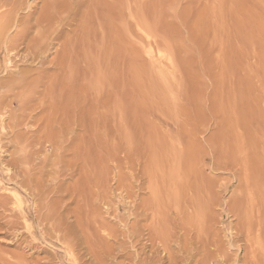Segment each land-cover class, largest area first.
Segmentation results:
<instances>
[{
  "label": "rangeland",
  "instance_id": "1",
  "mask_svg": "<svg viewBox=\"0 0 264 264\" xmlns=\"http://www.w3.org/2000/svg\"><path fill=\"white\" fill-rule=\"evenodd\" d=\"M68 1L71 14L61 11L40 55L21 46L10 65L0 56L11 113H22L18 78L41 81L29 104L35 123L0 131V264H129L155 249L168 264L148 236L195 244L202 234L219 260L245 261L237 206L254 198L248 214L264 230V0ZM45 2L30 1L37 16ZM232 233L242 239L235 246Z\"/></svg>",
  "mask_w": 264,
  "mask_h": 264
},
{
  "label": "bare ground",
  "instance_id": "2",
  "mask_svg": "<svg viewBox=\"0 0 264 264\" xmlns=\"http://www.w3.org/2000/svg\"><path fill=\"white\" fill-rule=\"evenodd\" d=\"M18 0H16V2H13V1H10V0H0V56L3 54L4 55V59H3V61L5 60V61H7L6 63H7V65H10V63H11V61H12V59H11V55H13L14 53H17V54H19L20 53V51H22L23 49L21 48L20 49V47L21 46H24L25 47V50H32V51H35V50H37V52L36 53H32V55L34 56V57H37L36 56V54H39L40 52L39 51H41L42 50V46L45 44V42H47L48 41V39H50L51 38V36L52 35H54V33H56L57 32V29L55 28V26H57V25H60L62 22H63V18H62V14L63 13H65V12H67L68 10L70 11V9L69 8H72L73 7V5H71V4H69V1L68 0H47V3L44 1V0H41V1H43V4H44V2L46 3L45 4V6L43 5V7L42 8H40V10H42V12L40 13V12H38V15H39V13H40V15L39 16H37L36 14H37V10L39 9V7L37 8V6H38V4L36 5V3L35 4H33V3H30V1L31 0H20V2H17ZM37 1V0H36ZM40 1V0H39ZM71 1V0H70ZM92 1V0H91ZM72 2V1H71ZM75 2H76V0H75ZM81 2V1H80ZM99 2V1H98ZM97 2V3H98ZM77 3V2H76ZM85 3V2H84ZM90 3V2H89ZM92 4V3H91ZM99 4H100V2H99ZM79 5H81V7L83 8V6H84V4H83V6H82V3L80 4L79 3ZM85 5H89V4H85ZM94 5V4H93ZM93 5H91L92 7H93ZM95 5H96V2H95ZM98 5V4H97ZM109 6L111 5V4H108ZM107 5V6H108ZM71 6V7H70ZM90 6V7H91ZM77 7H78V11H79V6L77 5ZM87 7H89V6H86L85 8L87 9ZM92 7H91V9H92ZM95 7V6H94ZM98 8H96V9H98L99 10V12L98 13H100V12H102V10L101 9H99V7H101V6H97ZM105 7V6H104ZM111 7V6H110ZM37 8V9H36ZM74 8V7H73ZM76 8V7H75ZM122 8V7H121ZM85 9V10H86ZM90 9V8H89ZM88 9V11H90ZM94 9V8H93ZM105 9V8H104ZM108 9H110V8H108ZM23 10H27L28 12H27V15L24 17H21V14H20V17H19V13H21ZM72 10V9H71ZM76 10V9H75ZM82 10V9H81ZM83 11V13L85 12H87V13H91V12H88V11ZM106 10V9H105ZM39 11V10H38ZM61 11L63 12V13H61ZM68 11V13H70ZM95 11H97V10H95ZM72 12V11H71ZM111 12V11H110ZM85 13H84V15H85ZM87 13H86V16H87ZM97 13V12H96ZM95 13V14H96ZM116 13V12H115ZM128 13H130V12H128ZM26 14V13H25ZM71 14V13H70ZM74 14V13H73ZM108 14V13H107ZM83 15V17H84V20H85V18H88L89 16H84ZM109 15V14H108ZM37 16V17H36ZM100 16V15H99ZM98 15H97V18H96V15L94 16L95 18H96V20H98V17H99ZM119 17L121 16L120 14L118 15ZM83 17H82V19H83ZM106 17V16H105ZM104 17V18H105ZM108 17V16H107ZM109 17H111L110 15H109ZM115 17V16H114ZM118 17V18H119ZM71 18H73V17H71ZM92 18V17H91ZM91 18H89V19H91ZM102 18H103V16H102ZM100 19H101V16H100ZM116 19V18H115ZM122 19V18H121ZM121 19H119L120 21H121ZM132 19V18H131ZM104 20V19H103ZM107 20H109L108 22H110V19H107ZM114 20V19H113ZM117 20V19H116ZM113 21V22H117V21ZM119 20H118V22H119ZM123 20H125L124 18H123ZM130 20V19H129ZM90 21V20H89ZM92 21V20H91ZM111 21H112V19H111ZM83 22V21H82ZM87 22V21H86ZM98 22H99V20L98 21H96V24H98ZM107 22V21H106ZM112 22V23H113ZM116 23V24H119V26L121 25L120 23ZM60 23V24H59ZM65 23V22H64ZM84 23V22H83ZM83 23H82V25H83ZM91 22H89V24H90ZM95 23V22H94ZM125 23H127V22H125ZM86 23H84V25H85ZM101 24V23H100ZM133 24V23H132ZM131 24V25H132ZM99 25V24H98ZM102 25H104V24H102ZM101 25V26H102ZM108 25H111L110 23L108 24ZM107 25V26H108ZM112 25H115V24H112ZM112 25L110 26V27H112ZM124 25V24H123ZM122 25V26H123ZM130 25V24H129ZM86 26V25H85ZM85 26H84V28H85ZM94 26H95V24H94ZM116 26H118V25H116ZM118 26V27H119ZM121 26V27H122ZM81 27V26H80ZM89 27H91V26H89L88 25V29H89ZM92 27H93V24H92ZM114 27V26H113ZM112 27V28H113ZM123 27H126V26H123ZM130 27V26H129ZM96 28H97V26H96ZM98 28H100V26L98 27ZM104 28V27H103ZM106 28V27H105ZM82 29H83V27H82ZM86 29L87 28H85L84 30L86 31ZM111 28H109L108 30L109 31H112V30H110ZM113 29H116V28H113ZM130 29V28H129ZM93 30V29H92ZM100 31L101 30H103V29H99ZM107 30V31H108ZM82 31V30H81ZM80 31V32H81ZM96 31V30H95ZM89 32H90V30H89ZM92 32V31H91ZM90 32V33H91ZM101 32H103V31H101ZM36 35L37 34V36H35L34 34ZM84 34L86 33V32H83ZM93 33V32H92ZM96 33V32H95ZM105 33H107V32H105ZM109 33V32H108ZM82 34V33H81ZM80 34V35H81ZM89 34V33H88ZM33 35H34V38H33ZM61 34H59V36H60ZM85 36H87V33L85 34ZM85 36H83V34H82V37H84L85 38ZM59 39V38H58ZM80 41H81V39H80ZM86 41H87V39H86ZM85 41V42H86ZM74 42V41H73ZM73 42L71 41V42H69V43H71V44H73ZM77 42V41H76ZM78 42H79V40H78ZM82 42V41H81ZM75 43V42H74ZM80 43V42H79ZM71 44H69V46L71 47ZM81 44V43H80ZM83 44V43H82ZM74 45V44H73ZM77 45V44H76ZM75 46V45H74ZM69 47V48H70ZM75 47H77V46H75ZM72 49H73V47H72ZM71 49V51L73 52V50ZM76 50V49H75ZM74 50V51H75ZM30 51H29V55H30ZM67 51H69V49L67 50ZM66 51V52H67ZM74 53V52H73ZM72 53V54H73ZM69 54V53H68ZM72 54H70V56L72 55ZM85 54H87L86 52H85ZM84 54V55H85ZM40 55V54H39ZM15 56H16V54H15ZM26 56V55H25ZM32 57V56H31ZM86 57V56H85ZM28 58V57H27ZM29 59V58H28ZM27 63V62H26ZM1 65V64H0ZM4 67V66H3ZM2 70V69H1ZM2 71H4V69L2 70ZM2 73V72H1ZM32 73H33V70H32ZM7 74H8V72H7ZM30 74H31V72L30 73H25L24 75H22L20 78H18V80L20 81V84H24L26 87H22L21 85L19 86L20 88H21V93H19L18 95H17V99H18V101H17V103H18V112H19V110L22 112V113H20V114H16L15 115V112L14 113H11L13 110V108H12V106L15 104L13 101L12 102H9L8 104H5V102L6 101H4L3 99H2V97L0 98V131L2 132V133H5V131L8 129V130H11L12 129V131H13V133H15L14 131L15 130H18V127L20 128V127H22L23 125L26 127V129H27V127H28V124H30L31 122H34L33 120L35 119V118H33V115H32V113L34 112V111H29L30 110V108H29V104L31 103V106H33V105H35V104H33L32 105V103L35 101L32 97L35 95L34 94V92H35V90H36V87L38 86V84H40V80H39V83H38V81L36 82L35 80H30ZM5 79V78H4ZM30 80V81H29ZM17 84H19V83H17ZM42 85H44V84H42ZM53 85V84H52ZM51 87V86H50ZM9 88V87H8ZM11 88H13L12 90H14V88H16L15 86H11ZM10 88V89H11ZM50 90H53V88H50ZM12 93V92H11ZM48 94V93H47ZM55 95V94H54ZM36 96V95H35ZM34 96V97H35ZM52 96V95H51ZM61 97V96H60ZM65 98V97H64ZM6 99V98H5ZM57 99H58V97H57ZM67 98H65V100H66ZM32 100H33V102H32ZM52 100V99H51ZM60 100V99H59ZM64 100V99H63ZM65 100H64V102L62 103H60L61 105V107H60V109L62 108V110H64L62 113L60 112L59 114H63V113H65L64 115H65V117L67 118V122L69 121L68 119H69V115H70V113H69V110H68V106L67 105H65V104H67V103H69V102H65ZM20 101V102H19ZM37 101H39V100H37ZM53 101H55V100H53ZM61 101V100H60ZM66 101H71L70 99L68 100H66ZM51 102V101H50ZM72 102V101H71ZM56 103H57V101H56ZM59 103V102H58ZM70 104V103H69ZM17 105V104H16ZM15 105V106H16ZM35 107V109H36V106H34ZM55 107H53V109H54ZM32 110V109H31ZM33 110H34V108H33ZM61 110V111H62ZM59 112V111H58ZM17 113V112H16ZM73 114V113H72ZM75 114V113H74ZM73 114V115H74ZM77 115V114H76ZM76 115H74V119H76ZM81 115H83V114H81ZM60 117H61V115H59ZM86 117V114L85 115H83L82 116V118L84 119V120H82V121H85V122H87V117H86V119H85V117ZM59 118V117H58ZM61 118H63V116L61 117ZM66 118H65V122H66ZM79 118V115L77 116V119ZM81 118V117H80ZM81 118V119H82ZM76 119V120H77ZM70 120H72L71 119V117H70ZM75 120V121H76ZM61 121H63V119L61 120ZM77 121H80L79 119L77 120ZM77 121H76V123H77ZM84 122V123H85ZM35 123V122H34ZM71 123V122H70ZM79 123H81V122H79ZM84 123H82L81 125L84 127L85 125H84ZM86 124V123H85ZM70 125V124H69ZM71 125H73L72 123H71ZM70 125V126H71ZM66 126V125H65ZM87 126V125H86ZM32 127V126H31ZM66 127H68V126H66ZM71 127H73V126H71ZM33 128V127H32ZM84 130H87V129H85L84 128ZM28 131H29V129H28ZM7 132V131H6ZM17 133V132H16ZM85 133V132H84ZM7 134V133H6ZM15 135V134H14ZM7 136V135H6ZM16 140H19L20 138H23V137H21L22 135L21 134H19V133H17L16 135ZM4 137V136H3ZM25 147V146H24ZM27 159H29V158H27ZM30 160V159H29ZM27 162V161H26ZM30 162V161H29ZM15 163V162H14ZM13 165V164H12ZM14 166V165H13ZM14 167H16V166H14ZM21 166H17L16 168H20ZM30 175V174H29ZM42 175H43V173H42ZM41 175V176H42ZM29 179H31V180H33L34 178H31V177H29ZM39 179V178H38ZM34 181H35V179H34ZM172 181V180H171ZM27 182H30L29 180H27ZM36 182H38V181H36ZM31 183H32V181H31ZM35 183V182H34ZM29 184V183H28ZM27 184V185H28ZM36 185V184H35ZM39 185V184H38ZM32 186V184H30L28 187L29 188H31V189H33L32 191H34V188L33 187H31ZM34 186V185H33ZM37 187H39V186H37ZM206 187V186H205ZM1 189V188H0ZM3 189V188H2ZM1 189V190H2ZM176 189V188H175ZM174 189V190H175ZM36 190V189H35ZM35 192V191H34ZM33 192V193H34ZM251 192H252V190H251ZM39 193V192H38ZM252 194L253 193H250V195L252 196ZM35 195V194H34ZM44 195L45 194H43L42 196L44 197ZM33 196V195H32ZM39 196V195H38ZM37 196V197H38ZM41 196V195H40ZM39 196V197H40ZM42 197V198H43ZM242 197V196H241ZM241 197H239L240 199H242ZM243 197H245V196H243ZM34 198H36V196L34 197ZM41 199V198H40ZM40 199H38L39 201H40ZM194 199V198H193ZM212 199V198H211ZM36 200V199H35ZM43 200V199H42ZM42 200L40 201V202H42ZM188 200V199H187ZM198 200V199H197ZM171 201V200H170ZM176 201V200H175ZM237 201H239V203H241L240 201L241 200H238L237 199ZM236 201V202H237ZM243 201V200H242ZM244 201H246V197H245V200ZM248 201V200H247ZM253 202L254 201V198H251V200H250V202ZM249 202V203H250ZM252 202L249 204V208H251L252 209ZM44 203L46 204V205H44ZM43 203V205H44V208H46L45 206H47V201L46 202H44ZM54 203V202H53ZM174 203V202H173ZM177 203V202H176ZM239 203H237V205H239ZM243 203V202H242ZM245 203V202H244ZM48 204H51V206H52V201H51V203H48ZM180 204V203H179ZM185 204H186V202H185ZM197 204H199V203H197ZM206 204V203H205ZM246 204V203H245ZM195 205V204H194ZM208 205V204H207ZM38 206H41V205H39L38 204ZM168 206H169V204H168ZM185 206H187V205H185ZM196 206V205H195ZM198 206V205H197ZM199 206H201V205H199ZM209 206V205H208ZM207 206V207H208ZM152 207V206H151ZM183 207V206H182ZM205 207V206H204ZM207 207H205L206 208V210H207ZM236 207V206H235ZM238 207V212H239V214L241 215V221H242V227H241V232L243 231H245V240H244V243H245V246H244V248H242L245 252H246V255H244V257L246 258V260L245 261H238V263L240 264V262H241V264H264V230H263V228L260 226V229L258 228V230H257V228L254 226V224L251 222V218H250V215L248 214V213H250L251 215H252V213H251V209L249 210V208H248V210H249V212H248V210H247V208L245 207V205H242V204H240L239 206H237ZM148 208V207H147ZM155 208V207H154ZM185 208V207H184ZM205 208H203L204 210H205ZM20 209V208H19ZM47 209H48V207H47ZM150 209H152V208H150ZM149 209V210H150ZM174 209V208H173ZM182 209V208H181ZM185 209H187V208H185ZM202 209V210H203ZM209 209V208H208ZM21 210V209H20ZM49 210V209H48ZM203 210V211H204ZM50 211H52V208H51V210ZM49 211V212H50ZM145 211V210H144ZM147 211H148V209H147ZM202 211V212H203ZM208 211V210H207ZM56 212V211H55ZM54 212V213H55ZM152 212V211H151ZM206 212V211H205ZM214 212V211H213ZM54 213H53V215H54ZM150 213V212H149ZM185 213V212H184ZM188 213V212H187ZM196 213H198L199 214V216H200V218L199 219H201V217H204V216H202V215H200V213L199 212H196ZM195 213V214H196ZM204 213V212H203ZM208 212H206L205 213V216H206V214H207ZM50 214H52V213H50ZM156 214V213H155ZM154 214V215H155ZM194 214V216L195 217H197V215L198 214H196L195 215ZM209 214H210V212H209ZM56 215V214H55ZM54 215V216H55ZM139 215V214H138ZM152 216H153V214H152ZM194 216H192L193 218H194ZM190 218V217H189ZM49 219H50V216H49ZM51 219H52V216H51ZM206 219H207V217H206ZM53 220V219H52ZM198 219L196 218V221H197ZM201 220H203L204 222H205V220H204V218H202ZM137 221V220H136ZM187 221H188V217H187ZM192 221H194V220H192ZM195 221V222H196ZM199 221V220H198ZM41 222V221H40ZM139 222V221H138ZM189 222V221H188ZM39 223V222H38ZM189 223H191V219H190V222ZM199 223V222H198ZM202 223V222H201ZM40 224V223H39ZM193 225V224H192ZM202 225V224H201ZM190 226H191V224H190ZM197 226H199V225H197ZM196 226V227H197ZM195 227V226H194ZM202 227V226H201ZM201 227H199L201 230H202V228ZM53 228H55V226H53ZM199 229V230H200ZM55 230H57L56 228H55ZM58 231V230H57ZM63 231H64V229H63ZM201 232H203V231H201ZM235 232V231H234ZM255 232H258L257 234H254ZM45 233V232H44ZM55 233H56V231H55ZM231 233V232H230ZM66 234H67V232H66ZM65 233H64V235L65 236H67ZM165 234H167V233H165ZM202 234V233H201ZM233 234V233H232ZM231 234V235H232ZM59 235V234H58ZM61 236V235H60ZM63 236V235H62ZM151 236V235H150ZM150 236H148V239H147V241L148 242H150L151 244H153L154 243V241H159V243H162V245H164V248H163V252H166L167 253V255H168V257H167V255H166V258H168V260H166V261H168V264H213V263H215L216 262V264H225L226 262L225 261H227V260H219L222 256H221V254H220V251L218 250V248L217 247H219V246H216V244H215V240H214V242H209V241H207V239L208 238H206V236H204L203 234L201 235V236H203V238L204 239H206V240H204L201 236H199V238L201 237L202 239H198V241L194 244V243H192L191 241H193L192 239H191V241H189V242H191V243H188V240L187 239H184L185 241H186V243L188 244L187 246H181V242L182 241H184V240H182V241H179V239L178 238H180V237H176V239L173 237V236H166V237H160V235L158 236L159 238H156V237H150ZM152 236H153V234H152ZM163 236H165V235H163ZM178 236V235H177ZM183 236H185V235H183ZM189 236V235H188ZM188 236H186V237H188ZM191 236V235H190ZM45 237V236H44ZM43 237V238H44ZM131 237V236H130ZM129 237V238H130ZM133 237V236H132ZM185 237V238H186ZM207 237H209V236H207ZM58 238H60V237H58ZM62 238H64V236L62 237ZM67 238V237H66ZM69 238V237H68ZM67 238V239H68ZM136 238V235L134 236V239ZM138 238V237H137ZM137 238H136V240H137ZM140 238V237H139ZM181 238H183V237H181ZM191 238H192V236H191ZM194 238V237H193ZM92 239V238H91ZM131 239V238H130ZM133 238H132V240H134ZM189 239V238H188ZM195 239V238H194ZM232 239H233V243H232V246H235L236 244H239V242H241V240L242 239H238V237H237V235H234L233 234V236H232ZM64 240V239H63ZM66 240V239H65ZM64 240V241H65ZM69 240V239H68ZM86 240V239H85ZM122 240V239H121ZM129 240V239H128ZM131 240V241H132ZM196 240H197V238H196ZM92 241V240H91ZM90 241V242H91ZM140 241V240H139ZM185 241H184V243H185ZM195 241V240H194ZM66 242H68V241H66ZM89 242V243H90ZM121 242V241H120ZM137 242V241H136ZM65 243V242H64ZM64 243H62V244H64ZM86 243V242H85ZM88 243V244H89ZM92 243V242H91ZM130 243V242H129ZM134 243V242H133ZM139 243V242H138ZM137 243V244H138ZM140 243H142V242H140ZM172 243H175L176 245H177V243H178V246L180 247V248H178V249H174L171 245H173ZM216 243H217V241H216ZM243 243V244H244ZM87 244V243H86ZM147 244V243H146ZM190 244L193 246V248L191 249L190 247ZM196 246V247H194V245ZM65 245V247H66V244H64ZM74 245H76L75 247H77V245H78V243H76L75 244V242H74ZM74 245H73V247H74ZM139 245V244H138ZM137 245V246H138ZM182 245H183V243H182ZM125 246V245H124ZM132 246V245H131ZM134 246H135V244H134ZM154 246H156L155 244H154ZM177 246V247H178ZM190 246V247H189ZM208 246H212V247H214V251L213 252H211L210 251V247L208 248ZM67 247H69V246H67ZM79 248H80V246H78ZM77 247V248H78ZM188 247L190 248V249H188ZM71 248H72V246H71ZM136 248V247H135ZM220 248V247H219ZM239 249H240V246L238 247ZM67 249V248H66ZM65 249V250H66ZM76 249V248H75ZM145 249H147V247L145 248ZM152 249V248H151ZM67 250H69V249H67ZM71 250H73V253H75V251H74V249L72 248ZM138 250V249H137ZM137 250L135 249V252H137ZM140 250V249H139ZM157 249H155V251H156ZM123 251V250H122ZM144 249H142L141 248V252H143L144 253ZM155 251H153V253L151 252V254H152V256L151 257H147V258H140V260H139V258L138 257H140V255L141 254H138L137 253V255L135 256V258L134 257H132L131 256V258H128V262H130L129 264H163L164 263V261H163V263H162V260H159V258L161 257H159V255H158V259H157V256L155 257ZM158 251V250H157ZM162 251V250H161ZM128 252V251H127ZM133 252V251H132ZM140 252V251H139ZM147 252H149V251H147ZM146 252V253H147ZM155 252V253H154ZM94 253V252H93ZM121 253V252H120ZM146 253H144L145 254V256H147L146 255ZM157 253H159V252H157ZM68 254V253H67ZM95 254V253H94ZM127 254V253H126ZM125 253H124V255H126ZM136 254V253H135ZM150 254V253H149ZM69 256L68 257H71L70 256V250H69V254H68ZM118 255H120V254H118ZM122 255V254H121ZM130 255V254H129ZM128 255V256H129ZM163 255V254H162ZM215 255H216V257H215ZM112 256V255H111ZM110 256V257H111ZM116 256V255H115ZM142 257H143V255H141ZM226 256V255H225ZM80 257V256H79ZM95 257V256H94ZM114 257V256H113ZM113 257H111V258H113ZM121 257V256H120ZM119 257V258H120ZM72 258V257H71ZM97 258V257H96ZM109 258V257H108ZM124 258H126V257H124ZM138 258V259H137ZM166 258H164V259H166ZM225 258V257H224ZM73 259V258H72ZM115 259V258H114ZM127 259V258H126ZM222 259H223V257H222ZM226 259H228V258H226ZM234 259H236V258H234ZM233 259V260H234ZM238 259V258H237ZM97 260L98 259H96V262H97ZM102 259H100V261H101ZM111 260V259H110ZM115 260H117V258L115 259ZM106 261H109V260H106ZM231 261H232V259H231ZM102 262H103V260H102ZM102 262H101V264H102ZM112 262V261H111ZM117 262V261H116ZM109 264H110V262H108ZM113 263V262H112ZM234 263V262H233ZM232 263V264H233ZM236 263H237V261H236ZM236 263H234V264H236ZM114 264V263H113ZM117 264V263H116ZM119 264V263H118ZM123 264H125V263H123ZM165 264V263H164ZM227 264V263H226Z\"/></svg>",
  "mask_w": 264,
  "mask_h": 264
}]
</instances>
